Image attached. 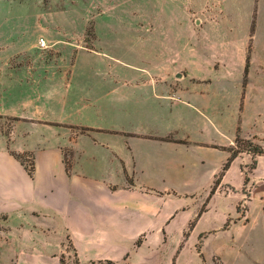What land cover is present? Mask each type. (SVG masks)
<instances>
[{
	"label": "crops",
	"instance_id": "1",
	"mask_svg": "<svg viewBox=\"0 0 264 264\" xmlns=\"http://www.w3.org/2000/svg\"><path fill=\"white\" fill-rule=\"evenodd\" d=\"M253 2L240 25L222 5L198 4L192 21L189 0H151L137 37L150 56L135 61L48 28L32 56L0 39V263L66 240L81 259L119 251L197 189L208 194L196 221L229 195L225 230L255 214L264 236V152L239 151L218 176L237 134L264 151V116L243 115L253 100L264 109V0Z\"/></svg>",
	"mask_w": 264,
	"mask_h": 264
},
{
	"label": "rangeland",
	"instance_id": "2",
	"mask_svg": "<svg viewBox=\"0 0 264 264\" xmlns=\"http://www.w3.org/2000/svg\"><path fill=\"white\" fill-rule=\"evenodd\" d=\"M203 2L207 7L222 5L225 9L222 21H232L231 17L236 15L240 25L246 23V9L252 4V0H189V5L196 9ZM150 3L151 0H0V39H8L11 44L14 41L32 56L41 50L38 38L44 37V28H48L57 36L60 32L67 37L72 34L82 48L110 51L114 47L116 51L107 54L132 57L133 61L136 56L149 58V46L145 42L139 43L137 37L140 32L148 33L147 29L138 26L148 23ZM197 14L198 10L190 15L192 21ZM34 42H37L35 49H29ZM0 52H4L1 44ZM1 80L5 83L4 77ZM243 115L251 122L261 119L264 109L258 110L253 100L245 106ZM8 123L3 126L6 130ZM258 131L264 134V123ZM242 139L234 147L248 148V144L251 147L259 144L250 137ZM19 159L30 169L28 155L23 154ZM207 194L208 191L197 189L184 198L174 197L170 204L176 213L169 219L167 227L152 235L143 233L133 239L126 237L119 251L93 252V258L81 259L66 240L58 252L27 251L20 264H264V236L255 214L246 227L237 224L225 230L231 224L227 214L233 216L234 213L231 196H217L210 210L196 221V213L204 207ZM238 209L242 206L238 205ZM3 256L7 260L6 254Z\"/></svg>",
	"mask_w": 264,
	"mask_h": 264
},
{
	"label": "trees",
	"instance_id": "3",
	"mask_svg": "<svg viewBox=\"0 0 264 264\" xmlns=\"http://www.w3.org/2000/svg\"><path fill=\"white\" fill-rule=\"evenodd\" d=\"M241 140H244V139H242L238 134L236 135V137H235V141H234V143H235V145L239 142V141H241ZM247 141V140H246ZM249 143H251V142H249ZM251 144H248V148H240L239 146H233V147H231L230 148V156H229V158L224 162V164H223V166H222V169H221V171L219 172V174H218V176H220L221 174H222V172L224 171V169H226L227 167H228V165H229V163H230V161H231V159L239 152V151H242V150H247V151H250V152H252V153H255V154H257V153H263L264 151H263V149H262V147L259 145V144H252V147L250 146ZM16 157L17 158H21V155H16ZM217 181H218V178H217V180L215 181V184L211 187V189H210V193H212L214 190H215V187H216V183H217ZM192 226H193V224H191V228H192ZM139 243L137 242L136 243V245H138Z\"/></svg>",
	"mask_w": 264,
	"mask_h": 264
},
{
	"label": "built area",
	"instance_id": "4",
	"mask_svg": "<svg viewBox=\"0 0 264 264\" xmlns=\"http://www.w3.org/2000/svg\"><path fill=\"white\" fill-rule=\"evenodd\" d=\"M38 43H39V45H40L41 47H44V46H45V44H44V40H43L42 37H40V38L38 39Z\"/></svg>",
	"mask_w": 264,
	"mask_h": 264
},
{
	"label": "water",
	"instance_id": "5",
	"mask_svg": "<svg viewBox=\"0 0 264 264\" xmlns=\"http://www.w3.org/2000/svg\"><path fill=\"white\" fill-rule=\"evenodd\" d=\"M178 76H179V74H178Z\"/></svg>",
	"mask_w": 264,
	"mask_h": 264
}]
</instances>
